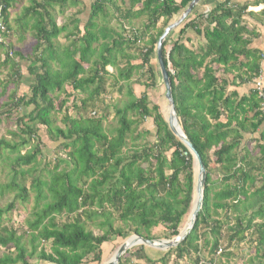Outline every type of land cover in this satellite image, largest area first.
Returning <instances> with one entry per match:
<instances>
[{
    "label": "trees",
    "instance_id": "obj_1",
    "mask_svg": "<svg viewBox=\"0 0 264 264\" xmlns=\"http://www.w3.org/2000/svg\"><path fill=\"white\" fill-rule=\"evenodd\" d=\"M191 1L129 0L122 11L112 0H92L80 30L76 15L60 27L52 16L54 7L62 13L73 8L75 0H32L17 22L22 25L23 18L31 19L35 43L30 53H21L6 42L11 0H0L6 29L0 43V77H5L0 81V98L14 86L9 100L0 104V122H13L15 127L12 143L0 139V162L5 164L1 168L13 172L7 183H0V197L13 193L9 204L0 207V250L8 252L0 256V264H31L32 259L47 264H101L102 248L112 238L136 235L156 241L178 234L192 200V157L168 130L159 107L149 102L146 93L136 96L133 88L156 86L159 73L150 65L156 42ZM231 2L224 0L206 16H189L176 40L170 39L171 33L162 47L178 125L205 170L202 206L193 228L157 260L140 246L134 253L126 251L118 264L132 258L168 264L171 256L178 264L189 254L194 260L187 259L186 264H199L198 248L206 251L208 264H217L219 257L227 260L242 244L251 249L257 264H264V97L255 91L241 97L228 93L226 80L235 71L239 83L253 82L264 56L246 51L249 40L243 36L250 33L241 19L246 6L233 7ZM106 6L119 15L118 30L110 26ZM142 15L146 21L140 28H124L123 22ZM24 26L28 28V23ZM188 29L205 40L198 52L182 42ZM60 35L66 45H58ZM137 73L139 78L132 81ZM24 77L30 79L28 93L19 95ZM110 79V88L126 97L121 107L113 105L117 121L111 132L103 130L105 115L97 110L103 105L101 96H110L106 91ZM67 87L74 95L66 94L59 101ZM75 93L85 95L78 107ZM67 101L72 102L75 116L65 113L59 127L55 114ZM144 121H150V131H139ZM252 141L257 148L253 157L247 148ZM47 143L57 144L56 165L47 170L46 178L40 173L32 177L27 189L26 177L35 173L33 166ZM61 164L65 168L59 170ZM211 165L222 171L220 179H211ZM30 191L34 205L23 227L4 224L9 221L4 215L16 201L26 202ZM159 227L162 230L154 235L152 230ZM23 237L28 238V252ZM41 244L50 245L49 253L38 249Z\"/></svg>",
    "mask_w": 264,
    "mask_h": 264
},
{
    "label": "rangeland",
    "instance_id": "obj_2",
    "mask_svg": "<svg viewBox=\"0 0 264 264\" xmlns=\"http://www.w3.org/2000/svg\"><path fill=\"white\" fill-rule=\"evenodd\" d=\"M91 3H92V0H83L82 6L76 8L82 12V16H81L82 19L80 21V30H82L83 24L88 17L89 7H90ZM106 11H107V13L112 12V10H109V8L107 6H106ZM70 13H72V12H70ZM52 15H53V18L56 19V23L58 24L59 23L58 19H57L58 15H57L56 11L52 12ZM178 15H177V17H178ZM177 17H175L174 19H176ZM174 19H172V21ZM139 20L140 21L135 23L136 29L140 28L141 21L142 20L146 21V18L145 19L140 18ZM98 22L101 23L99 18H98ZM176 31H177V29L175 31H173L172 34L170 35V39L173 41H174L173 38L176 35ZM174 32H175V34H173ZM193 41H195V40L193 39ZM13 42L16 44V45H14L13 48L18 49L20 51H23L24 53H30L32 46L34 44V42L31 38H29V39L27 38V40L24 39V42H22V43H18L12 39V43ZM182 42H183V40H182ZM66 44H67V42H65L60 36V38L58 39V45L63 46ZM195 49L199 50L198 47H196ZM168 50H169V47H167V51ZM197 50H194V51L198 52ZM150 65H151V68L154 72H158L154 56L151 59ZM108 71L113 72V70H111L110 68L108 69ZM138 78H139L138 73H137V75L133 74L131 80L134 81V80H137ZM4 79H5L4 76L2 78L0 77V81H2ZM158 80H156V84H157ZM142 81H144V78H142ZM29 83H30V79L27 77H24L20 86H18L17 93L19 95L28 93ZM112 85H113L112 79L108 80V82H107L108 88L106 89V91L110 94V96L107 94L105 96H101L100 100H102L103 105H102V107H100V106L97 107V110L100 109V111H99L100 113L98 112V114L105 115V119L102 121L103 130L104 131H110V132L112 129H114L116 127V121H117V118L115 117V114L113 113V105H115L117 103L116 105L118 107H121L123 105L122 101L126 98L125 96H123V94L122 95L118 94L114 91L115 89L110 88ZM120 85L123 86V84H120ZM1 89L2 88H0V92H1ZM13 90H14V86H9V88H7V90L4 91L5 95L2 98H0V104L4 103L6 100H9V96H11V92ZM134 91L138 94V96L140 95L139 93H141V92L146 93V95L149 99V102L152 105L156 104L158 107H160L161 110L164 109V107H165V109L162 112V116H163V118L166 117L167 105H166V101L164 99V93H163V91L157 92L158 91L157 86H155L154 88H150L148 90H145L143 86H134L133 92ZM122 93H125V88H123ZM66 94H69V95L73 94L70 91V88H68V87L66 88L64 93H62V95L59 96V98H60L59 101L61 99L65 98ZM73 97L76 99L75 104H77V107L80 106V104H81L80 102L85 99V95L79 94V93H75V96H73ZM55 105H57V104H55ZM71 107H72V102L67 101L66 104L64 105V107L61 109V111H59L57 114H55V124L57 126L63 127L61 121H62V118H63L65 113L67 115H69L70 117L75 116V114H72ZM56 109L58 111V106L56 107ZM149 122L150 121H148V122L144 121L143 125L140 127V129H147L146 127L148 126ZM148 128H150V126ZM261 128H262V126H261ZM14 130H15V127L13 125V122H8V121L6 122V120L0 122V139L9 140L12 143L13 139L11 138V134H13L12 132ZM147 130H149V129H147ZM151 138H152V136L149 137V139H151ZM140 142H142V141H140ZM140 142L138 141V143H140ZM31 147L32 146H30L29 148H31ZM56 147H57L56 143H54V144L47 143L43 147L41 156H38L37 160H36L37 166H33L35 169L34 170L35 173L31 172V173H29L28 177H26V181L24 184H25V187H27V189L31 184L32 177H35L40 173L43 176V178H46L45 175H46L47 170H52L55 167L56 162H57V154H58V152H57L58 149ZM247 148H248V151L250 152V155L252 157L257 155L256 142L252 141V143L247 145ZM24 151L25 150H22V152H24ZM38 163H39V165H38ZM4 166H5V164L0 162V183H2V184L7 183L8 180L12 177L11 174L13 173L10 171L9 168H1ZM30 167H26L23 169H28ZM64 168H65L64 164L59 165V170L64 169ZM211 168H212L211 179L212 180L220 179L222 176V171L219 170L218 168H216V166L213 167V165H211ZM17 180H20V178L17 177ZM194 181H195V178H194ZM193 186H194V182H193ZM215 190H217V189H215ZM192 195H193V193H192ZM12 197H13V193L5 194L3 197H0V207L6 206L7 204H9V202L12 200ZM33 205H34V193L32 191H30L29 197H28L26 202L16 201L14 204L15 208L11 212H9L8 214L4 215V218H3L4 220L9 219L8 223L4 222V220H3L4 224H6L7 226H10V225L15 226V228H19L18 226L23 227L24 220L27 217V213L30 212ZM187 214L181 220L179 231L184 226V223L186 221L185 218L187 217ZM182 224H183V226L181 227ZM159 230H162V229L159 227L157 229L152 230V233L154 235H157ZM130 236H132V235H127L125 238H112V240L108 243V245H104L102 248L101 264L108 261L114 255L117 247L119 245H121ZM204 239H205V236H202L199 243L202 244V241ZM160 240H164V239H160ZM22 242L25 244V248H26L27 252L30 251V246L28 244V238L23 237ZM49 247H50L49 244H44V245L41 244L38 249H40V248L43 250L45 249V251L47 253H49ZM139 247L140 246L134 245L129 250L132 253H134L137 250V248H139ZM198 251H200L199 254H197V256L199 258H201L200 262H202L203 264H208L206 262L207 261L206 259L208 258L206 251L203 250V248H201L200 250L198 248ZM144 252L147 254V256L150 259L157 260L158 258L161 257V255L163 254L164 251H159V250L150 249V248L148 249L147 247H145ZM3 253L7 254L8 252L6 250L1 249L0 250V256H2ZM231 253L233 256L228 258L227 260H225L224 257H221V258L219 257L217 264H250L249 261H252V260L254 261V264H257V262H255L256 260H254V258H253L254 253H252L251 249L248 246H244L243 244L240 246H237V247H235V249H233V251H231ZM219 255H220V253H219ZM186 257H183L178 262V264H186L187 259L188 260L189 259L194 260V255H192V254L186 255ZM131 262L128 260L125 264H139V263L145 264L144 262H137L136 258L135 259L132 258ZM30 263L31 264H47V263L37 261L36 259H32L30 261ZM260 263H262V260H260ZM168 264H176L174 256H171L169 258Z\"/></svg>",
    "mask_w": 264,
    "mask_h": 264
},
{
    "label": "crops",
    "instance_id": "obj_3",
    "mask_svg": "<svg viewBox=\"0 0 264 264\" xmlns=\"http://www.w3.org/2000/svg\"><path fill=\"white\" fill-rule=\"evenodd\" d=\"M32 0H11V4L8 10V23H9V38L6 41L8 43V45L12 46V49L19 51L21 53H24L23 51H20L18 49L13 48L14 45H16L14 42V44L12 43V39L15 40L18 43H22L24 42V39L27 40V38H31L32 34L30 32V26H31V19H22V25L21 23L17 22V19H19L20 17H22V14L24 12L25 9L29 8L32 4H31ZM39 1V0H38ZM224 0H201L197 6L193 9L192 13H191V18H196L199 15H203L206 16L207 13L212 10L213 8H215L216 6H218L219 4H221ZM76 4L73 8H67L65 10H62L63 12L60 13L58 12L59 9H57L56 7L53 8L52 12L57 13L58 15V24L56 23V19H54L56 25L58 27L65 25L67 23H69L71 21V17L76 15V18L79 20V22L82 19V12L79 9H76L77 7H81L82 6V2L83 0H75ZM112 3H114L117 7H119L122 11L124 10V8H126L129 4V0H112ZM233 7H244L246 6V10L241 14V19H242V26L244 27V29L250 33L249 36H243L244 39L249 40V43L246 47V51L250 52L251 54L253 53L256 56L261 57L262 55L264 56V0H232L231 2ZM139 5L136 6V8L134 9V11H136L138 9ZM110 10V9H109ZM72 12V13H70ZM122 13V12H121ZM124 14V13H122ZM53 16V15H52ZM118 14L116 13H109L108 12V19L111 20V24L110 26L115 29L118 30V27L115 24V21L118 20ZM201 16V17H203ZM146 18V15H142L139 18H133L130 20H127L128 17L125 19L127 21L123 22L124 23V28L128 29L131 26L135 28V23L140 21L139 19ZM61 22V23H60ZM121 22V21H120ZM145 20L141 21V26L142 23H144ZM25 23H28V28H26L24 26ZM170 23V22H169ZM126 24V25H125ZM140 26V27H141ZM159 25H157V27H159ZM200 27L202 28L203 25L200 24ZM79 28H80V23H79ZM200 28V29H201ZM179 28L176 31V35L173 38L174 40L178 37V32H179ZM175 34V32L173 33ZM252 35H256V37H250ZM62 38V35H60ZM59 36V38H60ZM63 39V38H62ZM183 44L188 47L189 49L197 50L195 49L196 47L201 48L205 45V40L203 39L202 35H197L194 31L188 29L186 31V34L183 36ZM193 39L195 41H193ZM34 42V41H33ZM35 43V42H34ZM13 44V45H12ZM199 51V50H197ZM241 59V58H240ZM219 68V67H218ZM260 74L259 77L262 81V83L264 84V60L262 59L261 63H260ZM244 72V69H243ZM159 73V72H158ZM246 73V72H245ZM245 73H241L240 75H242V77L244 78V74ZM238 74H236V72L234 71L232 75H227L226 80L228 81V87H227V92L231 93L234 92L236 93L238 96H243V95H248L249 92L251 91H255V80L251 83H239V79L237 78ZM158 80V79H157ZM156 86L158 87V91L157 92H162L164 93V88L162 86L160 77L159 80L157 81ZM135 92V91H134ZM256 92V91H255ZM144 92L139 93L140 95L143 94ZM135 95L138 96V94L135 92ZM263 108H264V101H263ZM165 109V107H164ZM164 109H160V112L162 113ZM224 121V119H223ZM264 125V124H263ZM150 126V128H148ZM147 129H149V131L152 129L151 127V123L148 124V126L146 127ZM140 131V128H139ZM246 136V135H245ZM247 138V136L245 137V139Z\"/></svg>",
    "mask_w": 264,
    "mask_h": 264
},
{
    "label": "water",
    "instance_id": "obj_4",
    "mask_svg": "<svg viewBox=\"0 0 264 264\" xmlns=\"http://www.w3.org/2000/svg\"><path fill=\"white\" fill-rule=\"evenodd\" d=\"M200 1L201 0H192L187 4L185 9L182 10L178 17L164 28L161 36L156 42L154 49L156 66L159 72V77L162 86L164 88V99L167 105V113L166 117L164 118V121L170 133L185 147V149L189 152L190 156L192 157V166L195 174V181L193 186L192 200L190 202V209L187 215V221L184 227L179 231V233L175 237H172L168 240L150 241L136 235L130 236L121 245L117 247L114 255L108 261L102 264H118L119 259L126 251L131 249L133 243H136L137 246L147 247L148 249L150 248L167 252L169 249H172L179 245L181 242H183L184 239L188 236V234L193 228L197 215L201 209L203 201V188L205 184V170L199 154L196 152L191 143L182 133L178 125L172 100L171 84L168 75L169 71L168 67L164 64L162 57V47L164 40L169 36L170 33L175 31L179 28V26L182 25V23L191 15L193 9L197 6Z\"/></svg>",
    "mask_w": 264,
    "mask_h": 264
},
{
    "label": "built area",
    "instance_id": "obj_5",
    "mask_svg": "<svg viewBox=\"0 0 264 264\" xmlns=\"http://www.w3.org/2000/svg\"><path fill=\"white\" fill-rule=\"evenodd\" d=\"M162 0H159L161 2ZM5 25L2 18V6H0V43L3 42L2 35L5 34ZM255 91L259 97H264V84L262 83L260 77L255 79Z\"/></svg>",
    "mask_w": 264,
    "mask_h": 264
},
{
    "label": "bare ground",
    "instance_id": "obj_6",
    "mask_svg": "<svg viewBox=\"0 0 264 264\" xmlns=\"http://www.w3.org/2000/svg\"><path fill=\"white\" fill-rule=\"evenodd\" d=\"M186 221H187V217H186ZM186 221H185V223H186ZM185 223H184V225H185ZM184 227V226H183ZM132 242H135V241H132ZM134 245H137L136 243H133V245L132 246H134Z\"/></svg>",
    "mask_w": 264,
    "mask_h": 264
},
{
    "label": "clouds",
    "instance_id": "obj_7",
    "mask_svg": "<svg viewBox=\"0 0 264 264\" xmlns=\"http://www.w3.org/2000/svg\"><path fill=\"white\" fill-rule=\"evenodd\" d=\"M171 34V33H170ZM188 215V214H187ZM179 233V232H178ZM199 264H203L202 262H199Z\"/></svg>",
    "mask_w": 264,
    "mask_h": 264
}]
</instances>
